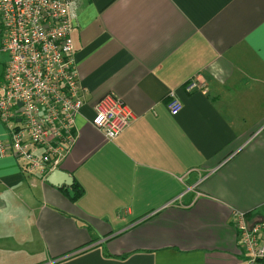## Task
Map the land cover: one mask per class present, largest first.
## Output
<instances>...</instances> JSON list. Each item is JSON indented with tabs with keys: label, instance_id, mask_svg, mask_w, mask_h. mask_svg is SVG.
<instances>
[{
	"label": "crops",
	"instance_id": "obj_1",
	"mask_svg": "<svg viewBox=\"0 0 264 264\" xmlns=\"http://www.w3.org/2000/svg\"><path fill=\"white\" fill-rule=\"evenodd\" d=\"M72 1L71 184L0 158V264H237L231 212L264 211V0ZM107 94L133 117L111 141Z\"/></svg>",
	"mask_w": 264,
	"mask_h": 264
},
{
	"label": "built area",
	"instance_id": "obj_2",
	"mask_svg": "<svg viewBox=\"0 0 264 264\" xmlns=\"http://www.w3.org/2000/svg\"><path fill=\"white\" fill-rule=\"evenodd\" d=\"M72 0H0V158L22 162V172L41 181L56 169L76 139L74 119L83 100L73 62ZM192 85L187 87L190 89ZM166 108L181 105L171 94ZM91 126L113 140L133 117L124 103L107 94L92 106ZM237 264H264V211H232Z\"/></svg>",
	"mask_w": 264,
	"mask_h": 264
},
{
	"label": "water",
	"instance_id": "obj_3",
	"mask_svg": "<svg viewBox=\"0 0 264 264\" xmlns=\"http://www.w3.org/2000/svg\"><path fill=\"white\" fill-rule=\"evenodd\" d=\"M61 172L58 170H53L48 174V176L45 178V181L53 185L55 187L58 186H68L71 184V181L68 179L66 180L61 174Z\"/></svg>",
	"mask_w": 264,
	"mask_h": 264
},
{
	"label": "rangeland",
	"instance_id": "obj_4",
	"mask_svg": "<svg viewBox=\"0 0 264 264\" xmlns=\"http://www.w3.org/2000/svg\"><path fill=\"white\" fill-rule=\"evenodd\" d=\"M5 60H6V55L4 53H0V74L2 72V67Z\"/></svg>",
	"mask_w": 264,
	"mask_h": 264
},
{
	"label": "trees",
	"instance_id": "obj_5",
	"mask_svg": "<svg viewBox=\"0 0 264 264\" xmlns=\"http://www.w3.org/2000/svg\"><path fill=\"white\" fill-rule=\"evenodd\" d=\"M72 188H74V189H75V191L77 192V189H76V186H75V185H72Z\"/></svg>",
	"mask_w": 264,
	"mask_h": 264
}]
</instances>
